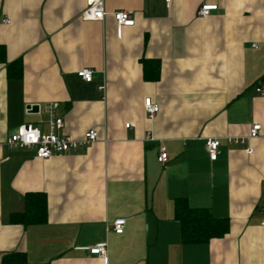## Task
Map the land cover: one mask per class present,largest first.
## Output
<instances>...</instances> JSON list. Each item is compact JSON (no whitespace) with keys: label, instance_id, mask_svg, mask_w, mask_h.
<instances>
[{"label":"crops","instance_id":"obj_1","mask_svg":"<svg viewBox=\"0 0 264 264\" xmlns=\"http://www.w3.org/2000/svg\"><path fill=\"white\" fill-rule=\"evenodd\" d=\"M204 3L217 9L199 16ZM84 8L0 0L5 61L22 64L16 78L0 62V264H25L4 262L12 253L27 264H264V97L254 89L264 74V0H104L101 20L82 19ZM116 11L135 21L119 34ZM142 59L159 62L156 81L143 78ZM83 68L91 81L77 75ZM146 97L158 104L153 118ZM50 102L60 134L94 129L98 138L48 158L7 147L20 124L48 130ZM255 123L259 134L248 138ZM208 138L220 140L215 159ZM30 191L45 193L46 221L12 223ZM176 197L228 218V232L183 243ZM118 217L123 232L108 231ZM102 241L106 260L87 250Z\"/></svg>","mask_w":264,"mask_h":264},{"label":"built area","instance_id":"obj_2","mask_svg":"<svg viewBox=\"0 0 264 264\" xmlns=\"http://www.w3.org/2000/svg\"><path fill=\"white\" fill-rule=\"evenodd\" d=\"M170 1V0H166ZM217 9L216 4H202L198 9L199 16H207L211 10ZM104 0H85V8L81 13V18L85 20H101L105 15ZM113 17L116 22L117 32L123 26H131L134 24V19L131 17L128 11H116L113 12ZM264 44V41H263ZM256 47V44H253ZM85 81H91L92 71L87 68L80 69L77 72ZM104 86L100 85L99 89H103ZM255 91L264 97V74L261 80L255 86ZM57 103L50 102L46 105L45 111L47 113V131H43L40 128L30 124L24 123L17 126V128L7 137L5 144L9 148L19 147L32 149L34 155L38 158H48L55 154L65 153L72 149H75L82 145H89L98 138V134L94 129L85 131L83 137L80 139H74L70 135L60 134L59 130L64 126L63 117L56 113ZM158 104L154 103L150 97L144 99V111L148 118H153L158 111ZM32 107L29 105L25 108L26 112H30ZM126 127L129 123L125 124ZM260 124H253L248 131L247 137L253 138L259 134ZM233 143L243 144L245 140L243 138L235 137L228 139ZM220 140L218 138H208L205 142L206 150L210 159H215L217 156L218 146ZM247 153L252 152L251 147L246 148ZM160 163L164 164L168 161V154L165 150H161L157 156ZM262 202L264 205V182H263V194ZM126 219L123 217L115 218L110 222L106 229L120 234L123 232ZM264 224V221H263ZM90 254L97 255L102 260L107 259V242L102 241L88 247Z\"/></svg>","mask_w":264,"mask_h":264},{"label":"trees","instance_id":"obj_3","mask_svg":"<svg viewBox=\"0 0 264 264\" xmlns=\"http://www.w3.org/2000/svg\"><path fill=\"white\" fill-rule=\"evenodd\" d=\"M0 62L6 63L8 77L20 78L22 64L20 60L5 61V50L0 45ZM143 78L156 81L159 78V62L156 60L142 59ZM47 218V197L42 192H26L24 194V210L10 215L12 223L23 226L44 223ZM174 218L179 222L181 240L186 244L206 243L212 238L224 236L229 229L228 218L216 217L207 207H193L185 197L174 199ZM15 253L3 256L4 262L26 263L22 257L16 260ZM14 258V260H13Z\"/></svg>","mask_w":264,"mask_h":264},{"label":"water","instance_id":"obj_4","mask_svg":"<svg viewBox=\"0 0 264 264\" xmlns=\"http://www.w3.org/2000/svg\"><path fill=\"white\" fill-rule=\"evenodd\" d=\"M34 107H32L33 109L35 108V109H37V107H36V105H33Z\"/></svg>","mask_w":264,"mask_h":264}]
</instances>
